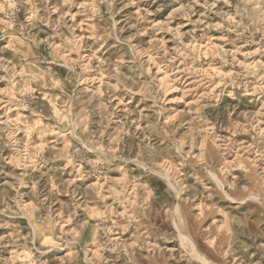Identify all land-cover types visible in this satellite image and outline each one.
<instances>
[{
	"label": "rangeland",
	"instance_id": "374dc122",
	"mask_svg": "<svg viewBox=\"0 0 264 264\" xmlns=\"http://www.w3.org/2000/svg\"><path fill=\"white\" fill-rule=\"evenodd\" d=\"M0 264H264V0H0Z\"/></svg>",
	"mask_w": 264,
	"mask_h": 264
}]
</instances>
